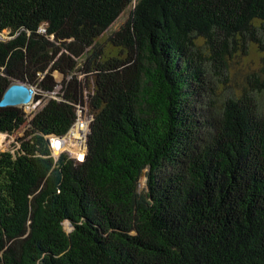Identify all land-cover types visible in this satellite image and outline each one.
<instances>
[{
  "label": "trees",
  "instance_id": "obj_1",
  "mask_svg": "<svg viewBox=\"0 0 264 264\" xmlns=\"http://www.w3.org/2000/svg\"><path fill=\"white\" fill-rule=\"evenodd\" d=\"M5 30L0 100L13 81L59 97L0 106L24 133L0 152V264H264V57L231 78L264 53V0H0ZM85 107V159H56Z\"/></svg>",
  "mask_w": 264,
  "mask_h": 264
},
{
  "label": "rangeland",
  "instance_id": "obj_2",
  "mask_svg": "<svg viewBox=\"0 0 264 264\" xmlns=\"http://www.w3.org/2000/svg\"><path fill=\"white\" fill-rule=\"evenodd\" d=\"M134 5L128 7L121 15L120 17L107 29L105 33H103L99 39L97 40V44L100 47H104L106 52L112 53L113 48L110 44L109 41V36L116 30L120 29L123 24L126 23L130 16V11L132 10ZM42 33H47V31H41ZM9 31L6 30L3 32L4 38H9ZM264 57V53L260 52L258 47L256 45H251L246 52H239L237 55L234 57V59L231 61V78H232V83L235 86H241L246 82V79L248 76L251 74L258 72L262 66V60ZM81 63L83 61V58L79 60ZM56 80L61 83L64 76L62 73L56 71L54 72ZM15 82V81H13ZM34 90V100L32 104H27L22 107L26 112L32 113L33 111H37L40 107H42L48 100L51 98H57L59 97L57 95V91L55 92H49V91H44L42 89H38L36 86L32 87ZM58 89L60 88V85L57 87ZM39 96V99L36 97ZM81 122L84 123V125L87 126L89 130V125L91 122V115L89 114V111L87 107L81 109L78 114V118L76 123L73 125V127L65 134L63 137L66 139L67 143H71V134L74 133L75 127L80 124ZM2 141L0 143V152L2 151H12L14 152L18 147V138L22 137L24 135L22 129L20 131L15 132L14 134H8V133H2ZM51 137V141H52ZM62 139V138H60ZM61 151H55L53 148V153L59 154L58 158L62 154H68L71 158H74L78 160V156L73 153L71 149L68 147L60 149ZM147 189V177L143 176L141 179V184H140V190H145ZM64 228L67 232H70L74 227L71 224L70 221H65L64 222Z\"/></svg>",
  "mask_w": 264,
  "mask_h": 264
},
{
  "label": "water",
  "instance_id": "obj_3",
  "mask_svg": "<svg viewBox=\"0 0 264 264\" xmlns=\"http://www.w3.org/2000/svg\"><path fill=\"white\" fill-rule=\"evenodd\" d=\"M7 39L1 37L0 40ZM34 99V90L31 85L24 82H12L5 90L0 100L1 107L24 106L30 104Z\"/></svg>",
  "mask_w": 264,
  "mask_h": 264
},
{
  "label": "bare ground",
  "instance_id": "obj_4",
  "mask_svg": "<svg viewBox=\"0 0 264 264\" xmlns=\"http://www.w3.org/2000/svg\"><path fill=\"white\" fill-rule=\"evenodd\" d=\"M2 31L0 33V38L4 36ZM35 102L33 99L31 104ZM88 128L87 126L78 124L75 127L74 133H72L71 136V143H67L65 138L59 139V140H54V145L57 149L55 151H61L60 149L68 147L73 151L75 155H77L79 158H83V153L85 151V146H86V136H87ZM2 133H0V143L2 141Z\"/></svg>",
  "mask_w": 264,
  "mask_h": 264
},
{
  "label": "clouds",
  "instance_id": "obj_5",
  "mask_svg": "<svg viewBox=\"0 0 264 264\" xmlns=\"http://www.w3.org/2000/svg\"><path fill=\"white\" fill-rule=\"evenodd\" d=\"M42 26H44L45 28H46V31H47V24L46 23H44L43 25H41L40 26V28L42 27ZM6 31V30H5ZM39 31L41 32V30L39 29ZM1 33V32H0ZM42 33V32H41ZM12 37L10 36L9 38H7V39H11ZM7 39H3V40H7ZM1 41V40H0ZM56 72V71H55ZM59 72V71H58ZM55 76V75H54ZM29 85V84H28ZM33 87V86H32ZM39 89V88H38ZM53 92H55V91H53ZM56 93V92H55ZM31 104V103H30ZM91 118H92V116H91ZM92 120V119H91ZM77 121V120H76ZM76 121H75V123H76ZM74 123V124H75ZM73 124V125H74ZM73 125L71 126V128L73 127ZM70 128V129H71ZM69 129V130H70ZM68 130V131H69ZM90 131V125H89V130H88V132ZM88 132H87V136H86V146H85V151H84V153H83V158H77L78 160L77 161H83L84 159H85V157H86V154H87V138H88ZM0 133H5V132H0ZM9 134V133H8ZM65 135V134H64ZM51 137H63V135H50L49 136V141H50V147H51V150H52V155L56 158V159H58V155L57 154H55V153H53V148H54V150L55 149H57L56 147H55V145L54 146H52L51 145ZM54 141V140H53Z\"/></svg>",
  "mask_w": 264,
  "mask_h": 264
},
{
  "label": "built area",
  "instance_id": "obj_6",
  "mask_svg": "<svg viewBox=\"0 0 264 264\" xmlns=\"http://www.w3.org/2000/svg\"><path fill=\"white\" fill-rule=\"evenodd\" d=\"M40 30H41V31H46V28H45L44 26H42V27L40 28ZM81 109H82V108H78V110H77L78 114H79V111H80ZM91 119H92V118H91ZM80 124H81V125H84L83 122H81ZM84 126H86V125H84ZM60 138H64V137H53V138H52V141H51V145L54 146V142H53V140H59Z\"/></svg>",
  "mask_w": 264,
  "mask_h": 264
}]
</instances>
